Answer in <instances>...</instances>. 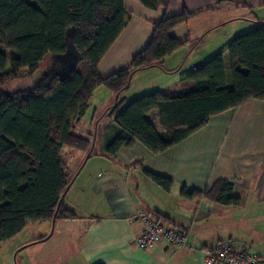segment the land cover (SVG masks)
Instances as JSON below:
<instances>
[{
  "label": "crops",
  "instance_id": "1",
  "mask_svg": "<svg viewBox=\"0 0 264 264\" xmlns=\"http://www.w3.org/2000/svg\"><path fill=\"white\" fill-rule=\"evenodd\" d=\"M123 6L124 29L98 64L103 78L129 66L164 15H195L171 31L184 45L161 66L133 73L119 95L105 87L94 90L87 111L72 128L74 135L89 141L88 150H62L71 175L62 206L75 217L27 221L17 235L0 242V264H199L198 251L223 241L237 243L264 262V101L248 100L211 116L204 127L161 153L134 141L112 157L106 154L117 130L110 110L119 100L128 103L153 92L177 96L193 67L264 23V0H169L166 9L155 10L138 0H123ZM223 59L229 82L226 52ZM145 118L158 135L163 133L156 110ZM145 173L169 180L170 190ZM222 179L234 182L237 206L180 195L182 189L203 191ZM142 214L158 219L164 228L182 229L187 247L138 249L134 238L144 229Z\"/></svg>",
  "mask_w": 264,
  "mask_h": 264
},
{
  "label": "trees",
  "instance_id": "2",
  "mask_svg": "<svg viewBox=\"0 0 264 264\" xmlns=\"http://www.w3.org/2000/svg\"><path fill=\"white\" fill-rule=\"evenodd\" d=\"M138 1L151 10L169 4V0ZM194 15H164L129 66L103 78L98 64L125 26L123 0H0V242L17 235L27 221L75 217L62 206L71 181L62 150L85 152L89 141L72 133L74 123L83 117L98 87L119 95L133 73L161 66L164 58L184 45L171 31ZM67 52L75 56L74 67L58 75L62 69L58 62L52 66L53 58ZM48 60L50 73L33 88L1 91L20 77L22 69L32 77ZM252 99L264 101V23L233 38L224 51L192 70L182 79L177 96L153 92L128 103L119 100L110 110L117 130L106 154L112 157L134 141L161 153L204 127L211 116ZM152 110L158 113L161 135L145 118ZM145 175L164 191L170 190L169 180ZM233 189V181L222 179L203 191L182 189L180 195L235 207L239 198L232 195Z\"/></svg>",
  "mask_w": 264,
  "mask_h": 264
},
{
  "label": "built area",
  "instance_id": "3",
  "mask_svg": "<svg viewBox=\"0 0 264 264\" xmlns=\"http://www.w3.org/2000/svg\"><path fill=\"white\" fill-rule=\"evenodd\" d=\"M139 218L144 224V229L134 238V245L138 249L166 247L177 250L187 247V237L184 233L164 228L144 214ZM197 258L199 264H264L257 254L231 241L220 242L212 249L200 250Z\"/></svg>",
  "mask_w": 264,
  "mask_h": 264
},
{
  "label": "rangeland",
  "instance_id": "4",
  "mask_svg": "<svg viewBox=\"0 0 264 264\" xmlns=\"http://www.w3.org/2000/svg\"><path fill=\"white\" fill-rule=\"evenodd\" d=\"M49 61L50 60L44 62L41 68L43 69L48 68L50 64ZM27 75L28 74L26 71H21L20 77L15 80L7 82L2 87L1 91L4 93H13L16 91L29 90L33 88L41 79H43V75H38L37 73H35L32 77H29Z\"/></svg>",
  "mask_w": 264,
  "mask_h": 264
},
{
  "label": "water",
  "instance_id": "5",
  "mask_svg": "<svg viewBox=\"0 0 264 264\" xmlns=\"http://www.w3.org/2000/svg\"><path fill=\"white\" fill-rule=\"evenodd\" d=\"M75 61H76L75 56H72L69 52H67L63 56L53 58L52 66L58 62L59 63L58 67H60L62 70H60V72H58L57 74L58 75H65L66 73L69 72V70H71L74 67ZM62 65H64V66L62 67ZM50 67H48L46 69L41 68L36 73L38 75H43V78H44L50 73ZM126 88H127V86H126ZM66 190H65V192H66ZM65 192L63 193L62 198L64 197ZM54 221L55 220L53 219L52 222H54Z\"/></svg>",
  "mask_w": 264,
  "mask_h": 264
}]
</instances>
